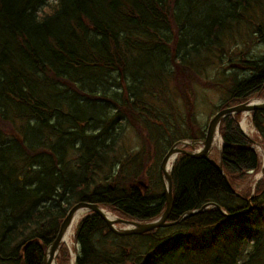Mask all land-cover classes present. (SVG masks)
Here are the masks:
<instances>
[{"label": "trees", "instance_id": "1", "mask_svg": "<svg viewBox=\"0 0 264 264\" xmlns=\"http://www.w3.org/2000/svg\"><path fill=\"white\" fill-rule=\"evenodd\" d=\"M243 32L264 44V0H0V264H44L78 202L159 218L161 161L176 142L206 135L195 85L219 89V110L264 94V56L239 52L242 78L225 65ZM240 117L220 123L224 175L186 154L172 170L168 221L207 203L222 211L130 236L91 212L76 230L74 264H264V177L252 195L234 191L264 164L254 147L264 146V109L252 113L260 140ZM122 123L138 149L121 150ZM71 260L63 244L58 263Z\"/></svg>", "mask_w": 264, "mask_h": 264}, {"label": "water", "instance_id": "2", "mask_svg": "<svg viewBox=\"0 0 264 264\" xmlns=\"http://www.w3.org/2000/svg\"><path fill=\"white\" fill-rule=\"evenodd\" d=\"M251 102L249 101V102H245V103H242V104L234 106V107H229V108L219 110L218 112H216V114L209 121V124L207 126V130H206V135H205V138L203 140L191 141V143H189L187 141H180V142L175 143L168 150V152L166 153V155L164 156V158L160 164V168H161V171L163 173L164 180L166 183L167 206H166V210L164 211V213L159 218H157L153 221H150V222H139V221H135V220L119 218L116 216L115 220H109L105 216V214L103 213V208L99 204L80 202V203L76 204L68 212L67 217L63 221L56 240L50 246V249L52 251L51 256L57 255L61 241H62L63 236H64L65 230L69 227L70 223L72 222V220L76 216L77 211L81 208H86L89 211H92V212H95L96 214H98L100 217H102L106 221L107 225L109 226V228L114 233H116L118 235H122V236L141 235V234L156 230L158 228L170 227V226H173V225L179 223L180 221L184 220L185 218H188V217H191L197 213L206 211L208 208H211V207H215V208L222 211V209L219 205H217L215 203H207L199 210H194V211H190V212L186 213L184 216H182L180 218V220H178L176 222L168 221L169 216H170L171 211H172L174 199H173L172 169L170 170V172H167L166 165L169 163V161L173 155H175V159H177L178 155L186 154V155H188L190 157H194V158H205V159L212 160L213 162L216 163L218 169L224 175L223 168H222V160H221L222 147L218 148L219 153H220V158H219L218 162H216L213 158H211L212 151L215 147V140H214L215 134L218 131L219 135L221 137L219 128H220L221 121L225 117L235 115V114H243L244 112L251 114L256 110L264 109V100H261L259 103L252 104V105H251ZM196 143H199V145H201L198 150H196V149L187 150L184 148L186 146H191L192 148H194V146L192 144L195 145ZM262 172H264V164H263ZM225 179L229 184V181H228L226 176H225ZM251 209H252V205H250L249 210H251ZM118 225H122V226H124V228H118L117 227ZM48 251H49V248L45 254L44 264H51L50 263L51 259L49 261L47 260Z\"/></svg>", "mask_w": 264, "mask_h": 264}, {"label": "rangeland", "instance_id": "3", "mask_svg": "<svg viewBox=\"0 0 264 264\" xmlns=\"http://www.w3.org/2000/svg\"><path fill=\"white\" fill-rule=\"evenodd\" d=\"M53 2H55V0H48L49 4L53 3ZM244 30L246 31V28ZM238 36L239 37H237L236 45H233V46L231 45V47H230V50L232 51V54L237 61H234L230 64L226 62L227 64H225V65H227L231 68L232 67H238L237 71L239 73V76L242 78L244 75L247 74V72L244 71V66L240 62L241 59H239L240 55H238V53L243 52L244 57L246 59H251L253 57L254 58H261L264 56V44L261 43L257 37L248 36L247 32H243V33L239 34ZM240 54H242V53H240ZM211 61H212L211 64H213V65H212V67H210L209 76L213 77L216 75V71H217L218 66H215V60L214 61L211 60ZM195 91H196L197 121H198V124H200L201 126L206 128V130H207V126L209 124V121L216 114V112L219 110V106L223 103V96H222V93L219 91V89L217 90V89H214L212 87L204 86L202 84L195 85ZM253 100H256V101L257 100H260V101L264 100V94H263V96L252 98L249 101L251 102ZM249 101H247V102H249ZM112 114H113V112H112ZM243 123H245V124H243ZM239 124H240L241 129L243 130V132L247 136H249L251 138H258V132L256 131V129L252 123V113L249 114L247 112H244L243 114H241ZM120 125L122 127L118 128V129L122 132V136L120 137V141H119L120 146H121V150L126 153L129 150L133 151V150L138 149V147L140 146V139H139V136H138L137 132L135 131V129L127 123L126 124L122 123ZM117 127H118V125H117ZM219 131H220V128H219ZM220 138H221L220 147H222V145H223L222 136ZM259 138H258V140H260ZM183 141H187V142L191 143V140H183ZM178 142H180V141H178ZM192 145L194 146V148H188V146H186V148L185 147L184 148L187 150H193V149L198 150L201 146V145H199V143H196L195 145L192 144ZM220 147L215 144V147H214V149L212 151V155H211L212 158L215 159V161H217V162H218L219 157H220V153L218 150V148H220ZM254 147L257 150V152L259 153L262 162L264 163V146L260 143V141H258L254 145ZM262 168H263V166H262ZM263 177H264V172H262V169L257 173H251L249 181L244 182L243 184H236V186L234 187V190L236 192H242L243 194H251L252 195L255 192V188H256L257 183ZM165 191H166V183H165ZM249 202H250V199H249ZM117 227L118 228H124V226H122V225H118ZM76 228H77V226L75 227V231H76ZM75 231H74V235H73V242L68 243V246L65 245L68 247V249L71 252V256H72V260L70 261L71 264H74L73 262H74V259L76 257V253L74 252V250L76 249V244L74 241Z\"/></svg>", "mask_w": 264, "mask_h": 264}, {"label": "bare ground", "instance_id": "4", "mask_svg": "<svg viewBox=\"0 0 264 264\" xmlns=\"http://www.w3.org/2000/svg\"><path fill=\"white\" fill-rule=\"evenodd\" d=\"M260 101L258 100V101H256V100H253L252 102H251V105L252 104H257V103H259ZM243 124H245V123H243ZM242 125V124H241ZM249 134V133H248ZM215 144L217 145V146H219L220 147V144H221V138H220V135H219V132L217 131L216 132V134H215ZM178 158V157H177ZM176 160L177 159H175V155H173L172 156V158L170 159V161H169V163L166 165V170H167V172H170V170L172 169L173 170V167H174V164H175V162H176ZM164 177V176H163ZM82 202H85V201H82ZM78 203H80V202H78ZM78 203H76V204H78ZM88 203H93V202H88ZM76 204H74L69 210H68V212L76 205ZM94 204H97V203H94ZM103 208V207H102ZM68 212H67V215H68ZM92 211H89L88 209H86V208H81V209H79L78 211H77V214H76V216L74 217V219L72 220V222L70 223V225H69V227L65 230V232H64V236H63V239H62V241H61V244H60V247H59V251H58V253H57V255H55V256H51L52 255V251H51V249H50V246L54 243V241L56 240V238H57V236H56V238H55V240L53 241V243L49 246V251H48V255H47V260L49 261L50 259V263L51 264H59L58 263V257H59V253H60V248H61V246L63 245V244H65V245H67L68 246V243H70V242H73V235H74V231H75V227L77 226L78 227V224L80 223V221L86 216V215H88L89 213H91ZM93 213H95V212H93ZM103 213L105 214V216L109 219V220H115V218H116V216L117 215H114L113 213H111L109 210H107V209H105V208H103ZM67 215H66V217H67ZM65 217V218H66ZM118 217V216H117ZM65 218H64V220H65ZM120 218V217H119ZM63 220V221H64ZM63 223V222H62ZM62 223H61V225H62ZM61 225H60V227H61ZM76 230H77V228H76ZM59 231H60V228H59ZM59 231H58V233H59ZM75 234H76V231H75ZM58 235V234H57ZM74 241H75V237H74ZM48 250V249H47ZM76 258V257H75ZM74 263V262H73Z\"/></svg>", "mask_w": 264, "mask_h": 264}]
</instances>
